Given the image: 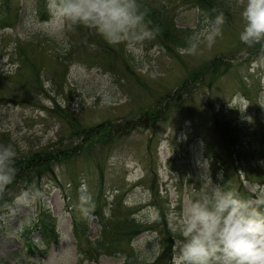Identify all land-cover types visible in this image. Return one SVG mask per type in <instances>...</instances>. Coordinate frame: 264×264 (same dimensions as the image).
<instances>
[{
    "label": "rangeland",
    "instance_id": "374dc122",
    "mask_svg": "<svg viewBox=\"0 0 264 264\" xmlns=\"http://www.w3.org/2000/svg\"><path fill=\"white\" fill-rule=\"evenodd\" d=\"M212 1L222 36L184 55V37L214 9L196 0H141L182 33L150 36L141 51L62 25L51 0H0V144L58 154L1 212L0 264H172L205 171L264 200V42L239 40L236 0ZM43 212L61 234L44 257L29 251L32 239L44 248Z\"/></svg>",
    "mask_w": 264,
    "mask_h": 264
},
{
    "label": "clouds",
    "instance_id": "9594fccd",
    "mask_svg": "<svg viewBox=\"0 0 264 264\" xmlns=\"http://www.w3.org/2000/svg\"><path fill=\"white\" fill-rule=\"evenodd\" d=\"M244 22L239 40L247 45L264 42V0H236ZM50 11L61 24L84 26L111 45L127 50L160 31L146 22L149 9L141 0H51ZM223 11L201 14L200 26L184 37L182 54L196 55L202 45L211 48L223 34ZM16 150L0 144V193L15 177ZM185 209L182 241L172 264H264V200L254 202L235 187L214 184L207 171Z\"/></svg>",
    "mask_w": 264,
    "mask_h": 264
},
{
    "label": "trees",
    "instance_id": "16d2710c",
    "mask_svg": "<svg viewBox=\"0 0 264 264\" xmlns=\"http://www.w3.org/2000/svg\"><path fill=\"white\" fill-rule=\"evenodd\" d=\"M196 2L198 5L210 8L213 7L214 9H216L214 6L215 4L212 0H196ZM147 8L149 9L147 18L152 22L153 27L158 25L160 28V31L156 34L159 35L161 41H163V43L165 44L180 43L182 37L181 29L177 30L171 26H168L165 22L164 14L155 16L153 10L150 7ZM43 12L45 13V10H43ZM47 12H49V10H47ZM58 108L61 109V107L59 106ZM60 109L58 110L60 111ZM16 153L17 155L14 164L16 172L14 180L11 184L7 185L3 193H0V214L7 206L13 204L16 197L15 192L22 185V183L27 182V185L24 186L31 188L30 181L32 177H40L45 173L53 172V162L58 158L57 152L53 149H50L49 147H46L41 151L29 154V156H31L30 158L25 155L19 154V152L17 151ZM121 222L122 224L126 223V221ZM133 223L134 225L136 224L134 220ZM36 231L40 233L41 240L46 247H49L52 243L58 241L59 239V234L57 233L56 227V218L52 216L51 212H43L42 215L37 219ZM141 233L142 231L140 229H135L132 232H129L127 236L132 238L140 235ZM170 242V246L167 247V249L165 248L163 252H161V258L168 253V250H170L171 246L173 245V242ZM102 245L105 246L106 244L99 240L95 243L96 247Z\"/></svg>",
    "mask_w": 264,
    "mask_h": 264
}]
</instances>
